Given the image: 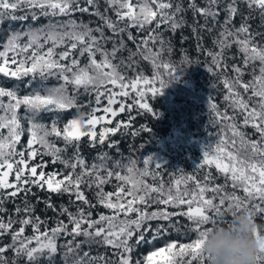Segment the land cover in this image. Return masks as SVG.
Returning <instances> with one entry per match:
<instances>
[{
	"label": "snow or ice",
	"instance_id": "obj_1",
	"mask_svg": "<svg viewBox=\"0 0 264 264\" xmlns=\"http://www.w3.org/2000/svg\"><path fill=\"white\" fill-rule=\"evenodd\" d=\"M241 4L246 5L247 15L241 12ZM189 10L191 24L185 15ZM255 11L264 27V0H188L186 6L183 0H0V25L28 19L47 21L9 32L0 45V75L23 81L29 88L37 79L43 82L38 90L23 95L18 85L0 84V239L10 237V242L0 244V264H41L42 259L50 261L58 251L64 264H213L203 250L212 228L229 224L241 211L254 222L257 216L264 218V32L252 30L250 21ZM77 13L96 17V26L78 19ZM238 16L241 21L237 26ZM185 26L196 36L198 50L211 57L208 71L219 77L226 90L223 110L213 97L209 98L215 142L205 147L197 167L203 170L214 166L224 183L216 184L219 177L211 170L202 179L197 173L184 175L180 170L179 178L166 182L163 168L152 157L125 162L102 151L89 164L80 152L82 138L89 139L90 147L104 146L109 135L131 127L135 119L131 113L137 105L154 117L158 115L146 102V92L153 99L163 95L170 82L177 79V72L193 64L186 54L179 65L175 64L170 59L171 39L165 36V32L174 34ZM133 28L137 35H133ZM214 31L212 42L218 51L205 50L201 33ZM128 41L135 50L128 47ZM233 47L235 54L231 53ZM125 51L127 57L118 55ZM141 60L156 70L151 77L140 68ZM160 69L167 70V79ZM245 76L250 78L245 80ZM50 78L57 83L49 86ZM141 84L147 89L139 87ZM81 89L94 101L79 103ZM102 99L106 105H102ZM73 109L71 118L62 122V114ZM126 112L127 122L107 126ZM42 114H54V118L45 123ZM247 128L253 130L251 134ZM142 130L149 132L150 128L142 126ZM25 134L28 139L21 143ZM56 140H62L64 146H57ZM107 146L112 148L115 142ZM69 147L74 149L70 156ZM57 164L63 168H55ZM50 165L53 170H48ZM229 182L243 195L229 192ZM190 183L194 185L191 188ZM106 185L112 190L106 191ZM33 189L66 195L68 205L57 209L51 195L41 199ZM209 192L214 194L211 198L206 196ZM30 196L36 198L35 203ZM217 197L218 203L214 202ZM16 199L22 203L17 205ZM7 203L15 205L12 212ZM40 203L57 217L66 216L67 222L57 218L55 226L49 228L48 220L35 214ZM153 205L157 209L150 211ZM97 206L108 210L107 214L96 212L94 218ZM182 206H187L186 210ZM226 213L230 220L225 219ZM178 217L191 224L181 225L173 219ZM150 221L167 223H157L153 228ZM29 226L32 234L25 235ZM183 227L196 237L167 242L143 261L133 260L134 248L148 242V231L153 232L151 239L155 240L169 229L179 231ZM253 235L259 248L258 264H264V225L255 222ZM69 236L71 240L58 245L61 237ZM85 246L111 249L112 254L93 256ZM8 252L13 255L9 257Z\"/></svg>",
	"mask_w": 264,
	"mask_h": 264
},
{
	"label": "trees",
	"instance_id": "obj_2",
	"mask_svg": "<svg viewBox=\"0 0 264 264\" xmlns=\"http://www.w3.org/2000/svg\"><path fill=\"white\" fill-rule=\"evenodd\" d=\"M173 2H177V0H173ZM185 6L188 3V0H183ZM197 3H202V0H197ZM240 10L245 15L248 14V9L246 5L241 4ZM23 14V13H17ZM111 14V13H110ZM78 19H83L85 22L92 21V26L95 27L97 23V18L93 16H89L87 14H79L77 13ZM186 19L189 24L192 23L193 16L192 12L189 10L186 14ZM254 19L250 21L253 31L264 32V27L261 26L262 21L259 16V12L255 11L252 13ZM63 19V18H61ZM221 21L223 20V13L220 17ZM241 18L238 16L235 19V24L238 26L240 24ZM203 21H201L202 23ZM47 21L44 18H41L38 21H32L28 19L26 21H6L3 25H0V45L6 42L7 34L11 31H21L26 29L29 25L39 26L41 24H45ZM164 26H162L163 28ZM107 35H111L110 32H107ZM133 35H137V30L135 28L131 29ZM139 35L143 36L144 33H140ZM202 45L205 50L213 49L218 51V49H214L213 46V37L216 35L214 31L211 34L207 32L201 33ZM165 36L171 39L173 53L170 59L177 65L182 61L185 54L191 58L193 61L192 65L187 66L182 71L177 72V79H174L170 82L169 86L164 90L163 95L157 96L156 98H151L150 93L146 92L145 100L150 104V106L155 110L158 114L156 117L152 115V113L145 112L143 109H139L138 105L134 107L131 115L135 117L132 120V125L130 128L122 129L121 133H117V135L112 136L109 135L108 140H106L104 146L97 145L95 148L90 147V142L87 137L82 138L80 143V152L86 161L91 164L94 159L97 157L99 153L102 151L108 152L109 155L115 159H123L125 162L127 159H135L137 162L143 159H147L152 157L156 163H159L163 168V179L166 182H171L172 180L179 178L181 176L180 170L183 171L184 175H191L193 173H197L199 178H203L205 172L211 170L213 176L219 177L215 183L223 184L224 179L220 174L216 171L214 166L211 169H208L207 166L203 170H199L197 167L202 161L203 150L205 147L211 143L215 142V137L213 135L212 129V113L209 108V98L213 97V102L217 103L221 110L225 107V102L223 100V95L226 90L223 89V85L220 83V79L218 76L214 75L213 72L208 71V67L211 64V57L207 55V52H201L197 48V39L193 34L191 28L185 26L182 29H178L174 34L171 32H165ZM127 37L125 36V40ZM259 39V37H258ZM109 49H111L112 45L109 43L107 45ZM128 47L133 48L135 50L134 45L131 41H128ZM0 50H3L0 47ZM60 51V49H57ZM236 48L233 47L231 49V53H236ZM11 55V54H10ZM23 55V54H22ZM118 55H122L127 57V51L123 53H119ZM99 59V57H98ZM169 59V57H166ZM196 61H199V64H196ZM207 61V63H206ZM118 62V61H117ZM229 64H232L233 61L229 60ZM10 67H15V65H10ZM140 68L143 70L144 74L148 77H151L153 73L156 71L153 69L150 63L141 60ZM160 73L164 74V78L167 79V70L160 69ZM129 76L132 75V72L129 71ZM250 77L245 76L244 79L247 80ZM28 79V78H26ZM41 82L39 79L32 82L31 88L26 87L23 81H15L13 79L5 78L0 75V84L6 87L19 86L20 93L23 95L32 89H39L41 87ZM57 81L54 78H50L47 81L49 86L56 84ZM215 85V87H214ZM139 87L142 89H147L148 86L141 84ZM134 95V94H133ZM123 99V98H121ZM6 100V98H5ZM94 101L93 96H89L84 93L83 89H81V94L79 96V103L87 105L89 101ZM126 103H130V101H126ZM102 105H106V100L102 99ZM83 111H87V108L82 109ZM75 112V109L70 112H66L62 114L61 120L66 121L71 118L72 114ZM21 115L24 113V109H20ZM229 113H231V109H229ZM42 120L45 123H50L51 119L54 118V114H42ZM238 120H241V117H237ZM128 121V113H121L113 120V125H109L110 127L115 126V124L119 121ZM142 126H146L150 128L149 132H145L142 130ZM27 127V124H25ZM6 131V130H5ZM246 131L251 134L252 129L247 128ZM99 132V131H98ZM132 133H137L133 135ZM28 139L27 134H25L21 138V143H26ZM52 139L55 140L53 137ZM255 139V137H253ZM110 141L115 142V146L112 148H108V143ZM56 144L59 147H63L62 140H56ZM19 147V146H18ZM74 151L73 148L69 147L67 155H71ZM45 159H49L45 157ZM111 164V161L109 162ZM55 168H63L62 165L57 164ZM48 170H53L52 166H49ZM12 180L13 177H10ZM149 182H151V178H148ZM193 184H189V187H193ZM106 191L112 190L111 185L105 186ZM34 192H38V195L41 199H46L49 195H51L52 202L59 209L60 205H68L69 198L65 196H58L56 194H49L47 192H39L37 189H33ZM228 191H236L238 195H243V193L236 189H232L231 184L229 182ZM222 194V193H221ZM23 195V194H21ZM214 194L209 192L206 194L207 198H211ZM89 199H92V193H88ZM30 200L35 203V197H29ZM218 203V197L216 201ZM22 201L20 199H16V204L20 205ZM9 212H12L15 205L13 203L6 204ZM164 206H160L163 208ZM185 210L187 206H182ZM157 209V206L153 205L150 211H154ZM72 211H75V208H71ZM169 211H175V209L169 208ZM94 218L96 212H104L107 214L108 210L97 206L96 209L93 210ZM36 215H39L42 219L48 220V227L51 228L55 226L56 219H63L67 222L66 216L57 217L56 213L51 209H47L43 203L36 205ZM134 215V214H133ZM174 220H179L181 225H189L191 222L187 221L186 218L178 217L173 218ZM225 219L230 220V214H225ZM258 225H264V218L257 216L256 221ZM153 228H155L157 223H167L163 221H150ZM15 227H19L16 225ZM206 227H211V225H207ZM43 230V226H42ZM32 230L31 227L26 228L25 235H31ZM153 236L152 231H148L146 233V240L148 242H144L137 247L134 248L132 253L133 260L140 259L141 261L153 250L159 249L160 247L166 246L167 242L178 241L184 242L196 237V233L192 232L188 227H183L181 230L177 231L175 229H169L168 233L163 234L160 238L152 240ZM72 237H61L58 241V245H63L67 242V240H71ZM82 239V238H78ZM10 242V237L5 236L0 239V244ZM85 250H89L91 255L95 256L98 253H106L111 256L112 250L105 248H96L88 249L85 246ZM7 255L11 257L13 253L8 252ZM23 264V261H21ZM41 264H64L63 255L61 252L53 256V258L49 261L48 259H42ZM163 264V262H161Z\"/></svg>",
	"mask_w": 264,
	"mask_h": 264
},
{
	"label": "clouds",
	"instance_id": "obj_3",
	"mask_svg": "<svg viewBox=\"0 0 264 264\" xmlns=\"http://www.w3.org/2000/svg\"><path fill=\"white\" fill-rule=\"evenodd\" d=\"M254 229L253 218L241 211L229 224H217L207 233L203 250L212 257L213 264H258Z\"/></svg>",
	"mask_w": 264,
	"mask_h": 264
},
{
	"label": "rangeland",
	"instance_id": "obj_4",
	"mask_svg": "<svg viewBox=\"0 0 264 264\" xmlns=\"http://www.w3.org/2000/svg\"><path fill=\"white\" fill-rule=\"evenodd\" d=\"M114 107H116V108H118V105H116V106H114ZM102 113H98V115H101ZM110 118V117H109ZM108 127H110L109 125H107ZM100 128H101V126L100 125H98L97 126V132L100 130ZM9 179H10V177H9ZM11 180V179H10Z\"/></svg>",
	"mask_w": 264,
	"mask_h": 264
}]
</instances>
